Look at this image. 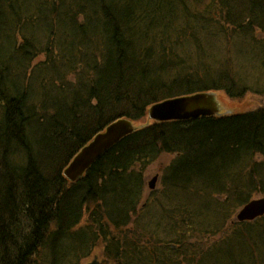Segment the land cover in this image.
Here are the masks:
<instances>
[{
    "label": "trees",
    "instance_id": "16d2710c",
    "mask_svg": "<svg viewBox=\"0 0 264 264\" xmlns=\"http://www.w3.org/2000/svg\"><path fill=\"white\" fill-rule=\"evenodd\" d=\"M39 29L50 40L38 50ZM54 34L64 37L66 59L58 67L48 58L30 71L39 54L49 57ZM220 37L247 44L264 74V0H0V264H79L99 240L102 264H264V216L230 226L207 246L182 239L214 237L254 194L264 196L262 107L151 123L77 181L62 175L99 130L118 117L139 121L152 103L202 90L233 100L264 93L234 58L205 55ZM43 64L66 82L51 86L58 97L50 105L48 75L36 74ZM30 82L40 92L29 94ZM31 96L42 108L34 110ZM163 153H179L161 169L159 191L176 199L161 207L146 239L131 214L141 209L143 171ZM161 225L172 228L169 240L157 236Z\"/></svg>",
    "mask_w": 264,
    "mask_h": 264
},
{
    "label": "rangeland",
    "instance_id": "374dc122",
    "mask_svg": "<svg viewBox=\"0 0 264 264\" xmlns=\"http://www.w3.org/2000/svg\"><path fill=\"white\" fill-rule=\"evenodd\" d=\"M211 29H213V28H211ZM211 36H212V34H211ZM33 37H34V42H35L36 48H38V50L41 49V47H45L46 44L50 40L49 35L44 34V32H42L40 29H39V34L38 35L34 34ZM218 37H214V38H218ZM63 38L64 37L61 38L59 36V34H54L53 42H58V43L54 44V48L51 50L49 57L48 56L44 57L45 55L39 54V56H37V58H35V60L32 62V65H30L29 70L33 72L34 69H32L31 66H35V64H37V62L40 63V61L45 62L46 60H49L50 58H53L54 60H56V64L59 67L60 63L66 59L65 57H67V54H68V53H66L67 48L59 46L61 39H62V43H63ZM41 39H42V42H41ZM206 40L210 41V38L209 39L206 38ZM214 40H215L214 41L215 44H213V45L216 46L217 50H215V52H214L213 51L214 46H212V44L208 45L209 47L206 48L205 55L211 59V57H210L211 54H214V55H216V60L220 57V58H224V59H230L232 61V63H233V58H234L237 61V63H236L237 65L235 64V66H238L239 70L242 71L243 73H245L247 71L246 75L249 77L250 81H253V82L259 81V83H256V85L259 88H261L262 92H264V74L261 73L263 70L261 69L260 63L257 64V61L254 60L251 55H247L246 52L248 51L247 50L248 45L244 44L243 46L238 45L235 47L234 43L237 41V38H235V37H233L232 39L220 37V39H214ZM195 48L196 47L195 46L193 47L192 44L190 46L186 45V49L189 51L194 52ZM236 49L239 51H237ZM219 50H221V52H219ZM220 58H219V60H220ZM252 66H254V67H252ZM40 67H41L40 68L41 73H39V71L36 69V74L37 75L42 74V76H45V74L48 75L46 80H45L46 85L44 88L52 91V93L50 95H47V98L50 96L51 99L46 100L47 101L46 105H50L52 102L54 103L53 99H55V98L57 99V97H58L56 95V90H53V87H51V86L57 85L59 83L64 84L66 82L61 81L62 79L60 77H57V76L54 79H52V77H50V75L48 74L49 72H51V70L48 69L49 67H51L50 64L48 66H44V64H43ZM215 67H216V65L213 64V68H215ZM56 72H58V71L56 70ZM66 73H67V71H66ZM12 79H14L13 81L15 83H18V86L23 85L20 82L16 81L15 77H12ZM63 79H65L64 76H63ZM67 79L72 80L71 77H68ZM36 83L30 82V85H29L30 87L28 89L29 94L30 93L34 94L35 90H37V91L40 90V87ZM256 85L254 86L255 88L257 87ZM37 91H35V92L37 93ZM148 92H149V90H148ZM218 93H219L218 96L220 97L221 103H223L225 105V108L230 109V107H232L231 110L233 108H235L234 112L235 111H244V110H254V109H257V107L264 108V93L245 92V94L243 95V97H241V99H235V100L230 99L229 97H226L225 94H223L221 92H218ZM137 97L139 99L142 98L139 94ZM69 100H71V99H69ZM135 100H136V98H135ZM135 100L134 99L130 100V104H132V106H134L135 103L137 102ZM50 101H51V103H50ZM29 102H30V105L33 104L34 110H35V108L40 109L43 106L42 105L43 104L42 99L37 98L36 96H34V97L31 96L29 98ZM46 112L49 115L53 114L51 108H49V110ZM64 127H66L65 122H64ZM50 135L51 134H49V136ZM42 136L43 135H40V136L38 135V137L40 139L43 138ZM173 157H174V155H172V154L163 153L162 156H160L158 159L153 160L152 163L147 165L145 170L143 171V172H145L144 177H145L146 182H148L154 174L160 173L163 166L168 164L170 162V160L173 159ZM47 165L50 166V164L47 162L43 164V166H45L46 168H47ZM155 183H156V185H155L156 187L153 190V192H149L148 189L145 188L144 193H142V200H141L140 204H138L139 208H141V209L139 211L134 212V213L132 212V214H131L132 215V219H131L132 223L137 222V225L140 227V229L141 230L144 229V230H142L143 233H142L141 237L146 238V239L147 238L149 239L148 234L146 233V229L149 230V228L154 227L153 225L160 224V218H161V216H163V215H161L162 214L161 212L163 211V208L161 209V207L165 205V207L167 208L170 204L169 200H175L176 199V197L171 198L170 197L171 194H169V198H165L161 193H159V191H160L159 179H157V181ZM175 196H176V194H175ZM261 196H263L261 193L260 194H254L252 198H260ZM220 200H222V198H220ZM144 205H146L145 209L142 210V207ZM238 210H239V208H237L235 210V212L232 214V216H230V218L225 221L226 222L225 228L219 229L215 233L214 237H212V236L208 237L205 234H202V235L193 234V236L190 235V236H187L185 238L182 237V239L185 240L186 242L188 241V243L193 244L196 242L195 243L196 245L199 244V245H206V246L209 245V243L211 244L213 241L219 242V239H221L223 237V235H225L224 231H229L230 226L237 224L235 222V215L238 212ZM208 218H209V214L206 215V219H208ZM131 226L132 227L134 226V229L136 228L135 224H133V225L130 224L128 227L130 228ZM162 226L163 225H161V228H159L157 230L159 232V234H157V236L162 238L165 241L167 239L169 240L173 236H172V234H168L167 231H169V233H171L172 228L167 229L166 227L163 228ZM197 228L199 231L203 229V228L199 227L198 224H197ZM146 239H144V240H146ZM64 244H66V241H64ZM195 244H193V245H195ZM104 246H105L104 242L102 240H99V242H97V244L93 247L94 251H92L91 254L89 256H87L86 258H83L81 260V262H79V264H89V263H91V261H94V260L98 261V264H102L104 261L103 257L105 256ZM180 246L185 247L183 245H180ZM220 262L224 263V259H222V261H220ZM43 263L48 264L45 261H43ZM106 264H122V263H121V261H116V260H113V261L106 260Z\"/></svg>",
    "mask_w": 264,
    "mask_h": 264
},
{
    "label": "water",
    "instance_id": "95a60500",
    "mask_svg": "<svg viewBox=\"0 0 264 264\" xmlns=\"http://www.w3.org/2000/svg\"><path fill=\"white\" fill-rule=\"evenodd\" d=\"M218 95L214 91H202L153 103L149 105L147 110V123L149 124L150 121L161 123L193 120L204 116L219 115L222 110H225L226 113H233L231 109L225 108ZM139 127H136L133 120L129 118H119L117 121L108 124L104 130L97 133L76 153V156L63 171V176L69 181H76L109 148L118 144L119 140L133 133ZM156 179L157 176H154L149 181L150 189L155 187ZM262 215H264V197L252 199L240 208L236 215V221H251ZM91 264H98V261L94 260Z\"/></svg>",
    "mask_w": 264,
    "mask_h": 264
},
{
    "label": "bare ground",
    "instance_id": "6f19581e",
    "mask_svg": "<svg viewBox=\"0 0 264 264\" xmlns=\"http://www.w3.org/2000/svg\"><path fill=\"white\" fill-rule=\"evenodd\" d=\"M178 154H179V153H173L172 155H174V157H176V156H178ZM170 162H171V160H170ZM170 162H169V163H170ZM166 165H167V164H166Z\"/></svg>",
    "mask_w": 264,
    "mask_h": 264
}]
</instances>
